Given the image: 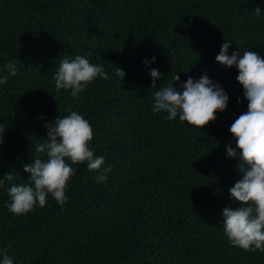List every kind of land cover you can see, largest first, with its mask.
<instances>
[{
  "label": "trees",
  "instance_id": "trees-1",
  "mask_svg": "<svg viewBox=\"0 0 264 264\" xmlns=\"http://www.w3.org/2000/svg\"><path fill=\"white\" fill-rule=\"evenodd\" d=\"M224 39L230 52L264 55V0H0V68L11 59L18 68L0 86V175L26 179L44 120L68 108L90 120L92 147L112 166L98 183L95 170L73 165L63 206L48 196L13 214L0 189V249L14 264H264V251L232 246L223 231V208L238 206L228 188L240 178L226 156L229 125L247 110L238 70L215 60ZM87 49L109 79L77 98L57 91L59 58ZM148 67L162 74L153 87ZM205 72L229 95L215 121L198 129L151 111L152 93L173 75L179 87Z\"/></svg>",
  "mask_w": 264,
  "mask_h": 264
},
{
  "label": "clouds",
  "instance_id": "clouds-1",
  "mask_svg": "<svg viewBox=\"0 0 264 264\" xmlns=\"http://www.w3.org/2000/svg\"><path fill=\"white\" fill-rule=\"evenodd\" d=\"M255 10L259 13L261 9ZM230 47L231 40L224 39L215 60L238 70L235 78L242 85L247 110L229 125L235 146L232 143L225 146L226 156L236 159L240 178L228 188L231 200L238 206L223 208L222 225L230 245L264 251V55L247 49L230 52ZM93 54L92 49H87L84 54L60 57L52 76L55 89L67 90L71 97L77 98L97 77L109 79L102 63L90 61ZM155 60L153 55L145 57L142 63L149 66ZM148 71L153 87L162 74L155 67H148ZM17 72L16 60L6 61L0 68V86ZM115 72L122 79L126 75L121 67ZM174 81H180L178 73L152 93L151 111L166 113L163 119L178 118L201 129L215 121L217 113L227 109V91L206 72L199 78L188 76L179 87L174 86ZM237 102H240L239 98ZM65 111V115H56L50 120H44L42 114L38 116L44 120L46 137L35 143L37 155L22 165L24 172L29 174L26 179L16 182L12 170L0 175V189L7 193L6 207L13 214H24L45 206L48 196L63 206L68 200L69 181L77 171L73 167L75 164H86L87 169L95 170L93 179L96 182L107 181L112 166L92 147L94 129L90 120L77 110L68 108ZM4 132L0 126V146L4 143ZM0 264H14V257L7 249H0Z\"/></svg>",
  "mask_w": 264,
  "mask_h": 264
}]
</instances>
